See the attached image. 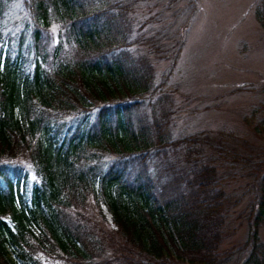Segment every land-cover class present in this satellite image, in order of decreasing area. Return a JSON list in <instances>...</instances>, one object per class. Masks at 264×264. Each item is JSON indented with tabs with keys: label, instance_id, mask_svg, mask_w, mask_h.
I'll return each instance as SVG.
<instances>
[{
	"label": "trees",
	"instance_id": "obj_1",
	"mask_svg": "<svg viewBox=\"0 0 264 264\" xmlns=\"http://www.w3.org/2000/svg\"><path fill=\"white\" fill-rule=\"evenodd\" d=\"M145 1L0 0V264H264V158L175 130Z\"/></svg>",
	"mask_w": 264,
	"mask_h": 264
},
{
	"label": "rangeland",
	"instance_id": "obj_2",
	"mask_svg": "<svg viewBox=\"0 0 264 264\" xmlns=\"http://www.w3.org/2000/svg\"><path fill=\"white\" fill-rule=\"evenodd\" d=\"M189 1H145L151 13L144 15L156 13L159 18L151 22V30L162 25L163 44L171 48L158 51L167 58H161L157 69L171 70L167 84L172 86L175 130H225L237 137L227 147L264 158V134H256L243 122L244 115L258 107V119H264V28L254 17L257 0H194V5ZM175 6L178 11L173 18ZM12 10V18L21 12L16 6ZM101 207L107 222L115 227L106 207ZM239 222H234L238 228L226 246L244 240L245 227ZM260 231L264 238V224Z\"/></svg>",
	"mask_w": 264,
	"mask_h": 264
}]
</instances>
